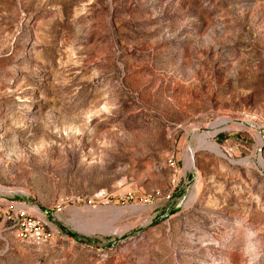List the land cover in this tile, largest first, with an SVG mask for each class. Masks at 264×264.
<instances>
[{"label":"rangeland","instance_id":"1","mask_svg":"<svg viewBox=\"0 0 264 264\" xmlns=\"http://www.w3.org/2000/svg\"><path fill=\"white\" fill-rule=\"evenodd\" d=\"M0 193V264H264V0H0Z\"/></svg>","mask_w":264,"mask_h":264},{"label":"built area","instance_id":"2","mask_svg":"<svg viewBox=\"0 0 264 264\" xmlns=\"http://www.w3.org/2000/svg\"><path fill=\"white\" fill-rule=\"evenodd\" d=\"M170 194L166 196L169 198ZM127 199H133L132 195H128ZM142 202L149 199L142 198ZM60 205H54V211H60ZM0 222L7 223L13 227L21 240L45 244L52 240L55 230L50 227L44 220L28 206L24 201L11 199L0 193ZM50 222V220L48 221Z\"/></svg>","mask_w":264,"mask_h":264},{"label":"trees","instance_id":"3","mask_svg":"<svg viewBox=\"0 0 264 264\" xmlns=\"http://www.w3.org/2000/svg\"><path fill=\"white\" fill-rule=\"evenodd\" d=\"M178 194V193H176ZM15 198V197H14ZM61 231H63L67 236H70L76 240H80L81 238L73 231L65 229L64 227H60ZM86 243H90V242H94L93 239L89 238V237H84L82 238Z\"/></svg>","mask_w":264,"mask_h":264},{"label":"bare ground","instance_id":"4","mask_svg":"<svg viewBox=\"0 0 264 264\" xmlns=\"http://www.w3.org/2000/svg\"><path fill=\"white\" fill-rule=\"evenodd\" d=\"M209 135V134H208ZM192 153V152H191ZM189 153L187 154V159H186V165L187 166H192L193 165V161H192V154ZM259 159V158H258ZM259 161V160H258ZM197 189V188H196Z\"/></svg>","mask_w":264,"mask_h":264}]
</instances>
